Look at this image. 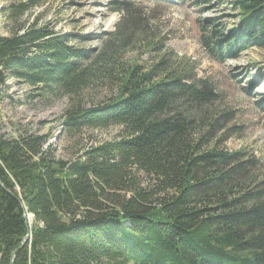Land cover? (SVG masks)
Segmentation results:
<instances>
[{"label":"trees","instance_id":"trees-1","mask_svg":"<svg viewBox=\"0 0 264 264\" xmlns=\"http://www.w3.org/2000/svg\"><path fill=\"white\" fill-rule=\"evenodd\" d=\"M228 9L230 28L200 23L199 44L217 63L264 49V0H228ZM119 33L93 59L43 29L0 37V88L10 78L71 98L68 134L119 129L67 161L21 125L0 136V264H264V179L253 159L219 147L216 92L164 58L113 79L131 41L114 45ZM105 76L107 101L73 103Z\"/></svg>","mask_w":264,"mask_h":264},{"label":"rangeland","instance_id":"rangeland-1","mask_svg":"<svg viewBox=\"0 0 264 264\" xmlns=\"http://www.w3.org/2000/svg\"><path fill=\"white\" fill-rule=\"evenodd\" d=\"M196 1L0 0V37L43 29L66 36L70 46L88 50L93 59L120 28L113 44L127 35L131 41L109 68L113 79L125 67L148 68L160 58L176 68L192 70L194 79L216 92L211 111L220 117L215 138L221 141L219 147L253 159L256 179H264V49L247 50L225 63L212 61L199 44L200 23L217 19L228 29L236 22L235 12L228 9V0L194 6ZM110 19L115 21L111 26ZM148 42L156 43L155 48L150 49ZM5 87L0 88V136L17 135L15 126L21 125L22 130L44 137L56 159L73 160L90 145L112 140L119 133L112 127L68 134L61 119L71 98L55 97L53 91L40 96L39 91L10 78ZM113 93V84L105 76L75 96L73 103L88 108L107 101Z\"/></svg>","mask_w":264,"mask_h":264},{"label":"water","instance_id":"water-1","mask_svg":"<svg viewBox=\"0 0 264 264\" xmlns=\"http://www.w3.org/2000/svg\"><path fill=\"white\" fill-rule=\"evenodd\" d=\"M28 219H29V221L31 222L32 221V217L31 216H28ZM19 250V249H18ZM18 250H16V251H14L12 254H11V256H10V258H11V263H12V260H13V258H14V255L16 254V252L18 251Z\"/></svg>","mask_w":264,"mask_h":264},{"label":"bare ground","instance_id":"bare-ground-1","mask_svg":"<svg viewBox=\"0 0 264 264\" xmlns=\"http://www.w3.org/2000/svg\"><path fill=\"white\" fill-rule=\"evenodd\" d=\"M114 20L113 19H110V21H109V26H111L112 24H114Z\"/></svg>","mask_w":264,"mask_h":264}]
</instances>
